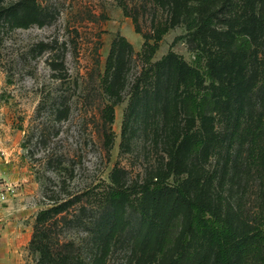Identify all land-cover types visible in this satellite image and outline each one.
I'll return each mask as SVG.
<instances>
[{
  "label": "rangeland",
  "instance_id": "rangeland-1",
  "mask_svg": "<svg viewBox=\"0 0 264 264\" xmlns=\"http://www.w3.org/2000/svg\"><path fill=\"white\" fill-rule=\"evenodd\" d=\"M189 1L0 0V177L12 185L0 205V264H36L39 255L30 242L37 216L61 203L67 204L62 215L68 222L57 216L52 237L73 242L87 263L95 264L101 253L97 247L112 214L122 229L112 239L105 236L106 263L136 262L142 249L160 263L158 257L153 262L154 223L173 213L186 224L189 214L174 197L152 205L139 192L164 170L166 183H174V170L166 165L187 124L172 100L165 104L173 85L168 71L159 82L154 71L149 78L144 73L170 51L193 62L182 21ZM234 2L240 17L245 3ZM249 2L246 17L254 12L261 21H249L258 30V66L246 65L247 97L255 110H264V1ZM121 37L132 51L111 92ZM107 106L111 119L104 115ZM232 107L230 120L223 115L219 121L222 143L214 156L205 163L202 153L187 149L183 175L202 193L204 178L211 177L213 197L250 223L264 213V173L250 167L251 140L230 139L233 125H246ZM117 170L130 197L114 204L106 196ZM190 256L188 264H212L213 250L201 246ZM244 262L260 264L257 257Z\"/></svg>",
  "mask_w": 264,
  "mask_h": 264
},
{
  "label": "trees",
  "instance_id": "trees-1",
  "mask_svg": "<svg viewBox=\"0 0 264 264\" xmlns=\"http://www.w3.org/2000/svg\"><path fill=\"white\" fill-rule=\"evenodd\" d=\"M238 1L245 3L240 6L243 11L240 17L238 10L234 9V0H190V4L185 3L183 12L187 15L183 16L182 21L187 29L186 40L194 54L193 62L187 63L170 51L156 63L155 68L152 66L144 73L145 78L155 74L159 82V78L168 71L169 81L173 85L170 92L172 95L167 96L165 104L168 105L172 100L187 124L183 139L170 153V160L166 165L168 171L174 170V183H166L164 178L169 174L164 170L153 176L152 184L148 181L142 184L139 192L141 198L152 205L167 197H174L184 204L189 214L186 224L181 223L173 213L159 217L160 221L154 223L158 231V247L153 254V262L158 257V264H188L190 255L201 246L213 250L212 264H245L241 262L254 257H257L260 264H264V213L251 219L249 223L245 215L231 213L222 201L213 197L211 177L204 178L203 186L207 191L202 193L193 188L190 178L183 175V157L187 149L202 153L205 163L214 156L222 143L221 131L218 130L219 121L223 115L227 121L230 120L231 110L234 109L232 105L237 106L236 109L241 112L238 121H245L246 125L244 128L239 123L233 125L230 139L248 137L253 145L249 149L253 160L250 167L260 166L264 173V110L254 109L255 103L247 97L249 85L245 81L248 75L246 65L258 66L255 63L254 42L258 38V30L249 21L256 23L261 19L254 12L246 17V8L252 4L249 2L251 0ZM262 10L264 8H261V12ZM218 21L219 25L222 22L226 28L219 26ZM131 51L132 45L121 37L114 74L107 85L109 91L112 92L120 83L127 54ZM241 59H244L242 63ZM240 88V96H236L235 90ZM164 109L167 112V106ZM104 115L111 119L113 109L105 107ZM119 175L120 171L113 172V186L106 196L114 204L130 197ZM66 207V203L56 204L42 210L37 216L30 242V249L39 255L36 264H90L82 258L73 242L64 243L52 237V229L60 220L57 216L62 215ZM112 218L114 222L110 230L103 234L100 246L97 247L101 253L94 259L95 264H107L105 256L110 248L107 237L112 239L122 229V225L118 224V217L112 214ZM61 219L68 222L65 215ZM145 251L142 249L136 262L131 259L128 264H153Z\"/></svg>",
  "mask_w": 264,
  "mask_h": 264
},
{
  "label": "built area",
  "instance_id": "built-area-1",
  "mask_svg": "<svg viewBox=\"0 0 264 264\" xmlns=\"http://www.w3.org/2000/svg\"><path fill=\"white\" fill-rule=\"evenodd\" d=\"M12 194V185L0 177V205Z\"/></svg>",
  "mask_w": 264,
  "mask_h": 264
}]
</instances>
